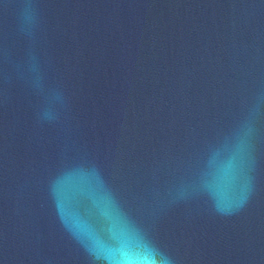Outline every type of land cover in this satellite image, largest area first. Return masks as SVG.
Wrapping results in <instances>:
<instances>
[{"label":"water","instance_id":"1","mask_svg":"<svg viewBox=\"0 0 264 264\" xmlns=\"http://www.w3.org/2000/svg\"><path fill=\"white\" fill-rule=\"evenodd\" d=\"M0 264H264V0H0Z\"/></svg>","mask_w":264,"mask_h":264}]
</instances>
